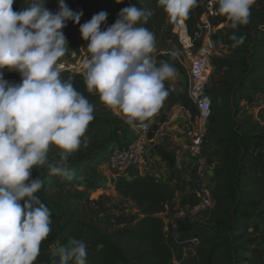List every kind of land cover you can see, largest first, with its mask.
I'll list each match as a JSON object with an SVG mask.
<instances>
[{"label":"clouds","instance_id":"clouds-1","mask_svg":"<svg viewBox=\"0 0 264 264\" xmlns=\"http://www.w3.org/2000/svg\"><path fill=\"white\" fill-rule=\"evenodd\" d=\"M253 2L214 0L233 28L249 22ZM13 3L0 0V264H34L51 231V212L35 195L43 181L30 178L32 169L47 165L50 174L70 179L68 156L80 146L94 107L60 78L62 65L57 64L68 43L62 29L68 21L80 24L83 12L73 11L64 0L55 13L46 0H31L21 11H13ZM157 3L170 20L179 21L188 16L194 0ZM150 15L133 4L121 9L106 30H101L106 11L80 24L82 38L89 41L90 55L82 65L87 90L99 93L130 125L143 124L156 113L168 95L164 81L176 71L167 61L157 64L154 34L137 26ZM232 38L237 43L244 39ZM5 67L18 71L22 82L5 80ZM52 144L63 150L55 162L48 160ZM51 254L59 258L52 264H86L87 248L73 237Z\"/></svg>","mask_w":264,"mask_h":264},{"label":"rangeland","instance_id":"rangeland-1","mask_svg":"<svg viewBox=\"0 0 264 264\" xmlns=\"http://www.w3.org/2000/svg\"><path fill=\"white\" fill-rule=\"evenodd\" d=\"M208 2L209 0H194L193 6H202L206 10ZM133 4L151 13L146 23L142 20L137 26L146 27L154 34L153 56L157 64L165 61L163 56L169 55L166 61L176 70L174 76L164 81L168 95L152 119L149 118L152 130L157 124L164 126V131L157 135V147L152 156V163H155V166L153 165L151 169L159 176H164L161 171L164 165L178 158L180 162L175 174H165L163 177L170 179L178 176L179 178L173 205H166L156 215L163 218L165 224L166 220L167 222L173 220L177 224L176 232L179 235L186 232L190 226L203 229L199 233L198 244L187 245L184 248V257L193 255L196 256V260L202 261L212 246L218 244L220 249L214 254L213 264H263L261 256L264 254V192L253 182L248 167V174L242 177L239 188L243 199L233 202L221 201V196L227 193L221 187L228 179L217 176V170L225 167L222 163L224 153L233 150L232 145L226 142L231 132L254 130L258 134L264 131V48H262L264 44L258 42V39L264 35V0H254L250 8L249 22L237 28H233L231 21L227 19L208 33L201 26L200 17L197 31L191 34L186 23L188 33L194 38L192 54L204 39L209 36L214 39L213 35L219 30H224V36L231 33L237 39L244 38L242 43H237L230 36V44H222L223 52L215 55L226 56L233 62L232 65L217 69L212 64L210 92L213 96V113L204 148L211 159V171L207 179L213 202L207 210H200L197 207L198 198L195 188L189 189L194 178L188 180V175L192 177L195 175L193 172L186 173L187 165L180 161V156L176 152V139H180L176 128L180 130V134L183 135L184 132L182 127L184 119L181 120L180 112L177 113L179 108L177 105L191 106L186 95L191 62L190 50L186 51L180 42L177 21L169 19L157 0H122L121 3L113 0V11H116L118 16L121 9ZM81 10L82 6L78 5L76 11ZM81 22L82 24L87 22L84 13ZM79 38H82L81 32ZM82 47V39L81 46L77 50H70L65 44L69 57L61 60H67L72 55L78 57ZM170 84H174V91L170 90ZM213 90L221 92L218 99L214 98ZM93 107V116L97 117L99 123L86 128L80 146L69 154L67 166L71 178L50 174L47 165L34 167L30 178L39 177L43 181L42 189L35 195L41 196L49 210L59 215L62 221L80 218L113 233L119 229V226L112 224L115 217L129 214L143 217V214L142 208L123 197L117 190L116 176L106 168L105 154L113 144H123L139 122L135 125L126 123V119L118 109L114 110L105 103ZM227 148L230 150L228 151ZM62 151L55 144L50 145L49 162L58 160ZM130 179L131 177L128 180ZM232 219H236L238 223L229 228L226 223ZM221 222L225 224L224 228ZM192 232L194 230L190 231L191 234ZM117 242L122 251L123 264H134V258L149 248L148 243L132 239L121 238ZM238 245L240 248L236 253L234 246ZM175 255L171 264L174 261L181 264Z\"/></svg>","mask_w":264,"mask_h":264},{"label":"trees","instance_id":"trees-1","mask_svg":"<svg viewBox=\"0 0 264 264\" xmlns=\"http://www.w3.org/2000/svg\"><path fill=\"white\" fill-rule=\"evenodd\" d=\"M64 2L75 12H79L76 11V7L81 5V11L86 16L87 21L91 20L94 14L100 11H106L108 16L106 23L101 25L102 31L114 24L118 19L116 11H113V0H64ZM30 3L31 0H14L12 5L13 11H21L28 7ZM46 7L55 13L59 10V0H46ZM205 12L206 10L202 6H192L188 16L184 18L191 34L197 31L199 18ZM210 20L211 24L216 27L220 23L225 22L227 17L219 14ZM80 24H82L81 20ZM80 24L68 21L66 27L62 29L68 41V43L66 42V46L70 50H77L81 46V39L79 38ZM230 36L233 37L234 35L227 33L224 36V30H219L213 35V38L218 46L222 44L229 45L231 41ZM258 42L264 44V35L258 39ZM167 57L169 55L163 56V60L166 61L168 59ZM232 63L226 56H214L212 58V64L217 69L228 67ZM61 79L70 81L74 88L82 93L91 105L94 106L99 103H104L101 101L99 93L95 91L89 92L87 90L83 72ZM209 93L211 94L210 86ZM212 93L216 99L221 96V92L217 90H213ZM211 97L213 109L212 94ZM97 123H99L97 117L94 116V119L89 122L87 127ZM226 142L228 145H232L233 150L232 152L224 153L222 163L225 167L220 168L219 171L217 170V176L228 179L227 182L223 183V187H221L223 191L227 192L221 196V201L233 202L237 199L238 201L243 199L239 188L242 177L248 174V167L250 168L253 182L264 192V131L258 134L254 130L245 132L233 131L228 139H226ZM227 150L229 151L230 148H227ZM107 152L108 150L106 154ZM246 162L248 163L247 165ZM115 183L117 190L123 197L130 199L140 209L142 208L143 217H139L136 214L117 216L114 218L112 224L119 226V229L113 233H109L100 226L84 219L69 218L62 221L59 215L50 211L51 231L48 237L41 242L39 254L34 264H52L53 259L58 261L59 258L53 257L51 254L53 246L56 248L60 245H66L68 240L73 237L84 241L86 244V264H123L122 251L117 242L121 238L148 243V250L134 258V264H171L175 253L177 255H175L176 259L181 264L214 263V254L220 249L218 244L212 246L208 255L204 256L202 261L196 260V256L193 255L183 256L184 248L187 245L192 246L187 240L191 237H198L203 229L190 226L186 232L177 236V240H175L173 237H168L170 231H166L165 220L156 215L166 205H173L179 183L178 176L177 178L172 177L162 180L151 168H148L142 173L134 171L130 180L124 176H116ZM189 187V189L194 188V185H190ZM38 198L45 204L41 196H38ZM238 201L236 202L239 203ZM237 223L236 219H232L226 223V226L232 228ZM221 224L223 223L221 222ZM224 226L225 224L222 225L223 228ZM191 230H194L192 234L190 233ZM225 230H227V227H225ZM239 248V245L234 246V252L237 253ZM261 257L264 264V254ZM69 264H72V262H69Z\"/></svg>","mask_w":264,"mask_h":264},{"label":"built area","instance_id":"built-area-1","mask_svg":"<svg viewBox=\"0 0 264 264\" xmlns=\"http://www.w3.org/2000/svg\"><path fill=\"white\" fill-rule=\"evenodd\" d=\"M210 4L213 5L210 7ZM218 5L214 4V0H209L206 12L201 16V26L210 33L215 30L211 24V17L218 15ZM179 30L180 42L186 49L190 50V68L189 81L186 90L187 100L191 106L177 105L179 108L181 120L184 119L183 140L177 142L176 152L180 156V161L187 165L186 173H194V177L188 175V180L194 178L195 194L198 198L197 207L200 210H207L213 202L211 188L208 183V176L211 171L210 158L207 156L204 148L206 136L209 131V125L213 113L212 97L209 93V86L211 82L212 58L215 55H220L223 52V45H217L214 39L210 36L198 47L196 52L192 54L194 47V38L188 33L187 24L183 19L177 21ZM201 27V28H202ZM188 36L189 42L186 44L183 39V32ZM198 35V34H197ZM83 47L81 52L77 55H72L67 60L57 61L58 65H62L60 69V78L70 77L75 74L84 72L82 67L85 59L89 57L87 51V44L83 38ZM171 91L175 90V86H169ZM163 124L159 125L157 129L152 130V123L148 119L143 124L138 123L137 127H133L131 134L124 140L123 144H113L108 148L106 154L105 165L106 168L115 174V176H124L130 178L134 171L140 173L148 168H152L153 150H151V134H160L164 131ZM157 134V135H158ZM160 177V176H159ZM177 224L173 220H166V231H170L168 237H173L177 240ZM192 246L198 244V237H191L187 240ZM179 243H181L179 241ZM173 264H177L176 261Z\"/></svg>","mask_w":264,"mask_h":264},{"label":"crops","instance_id":"crops-1","mask_svg":"<svg viewBox=\"0 0 264 264\" xmlns=\"http://www.w3.org/2000/svg\"><path fill=\"white\" fill-rule=\"evenodd\" d=\"M68 51H66L65 52V54L62 56V57H60L59 58V60H61V59H63V58H67V57H69V55H68ZM3 74H4V79L5 80H7V81H9L10 83H20V82H22V81H17V80H22V77H21V75H20V73L18 72V71H15V70H10V69H8L7 67H5L3 70ZM171 86H174V84H170ZM151 119H152V117H151ZM153 125H155V124H153ZM158 125L159 124H157V125H155V128H154V131L157 129V127H158ZM176 132H177V134L179 135V137H180V139L178 138L177 140L178 141H181V140H183V135L182 134H180V130L178 129V128H176ZM157 132L156 133H152L151 134V139H152V144H151V150H153V152H155V149H156V147H157ZM177 135V136H178ZM156 136V137H155ZM155 160V162H156V158L154 159ZM180 162H179V158L178 159H175V161L174 162H172V163H168L167 165H164L163 166V169L161 170L163 173V175L164 176H160V178L162 179V180H166V179H169V177H166V178H163V177H165V174H170V175H173V174H175V171H176V168L177 167H179V164ZM154 166H155V163H154ZM159 167V166H158ZM159 168H157V170H158ZM155 174L157 175V176H159V174L158 173H156L155 172Z\"/></svg>","mask_w":264,"mask_h":264},{"label":"bare ground","instance_id":"bare-ground-1","mask_svg":"<svg viewBox=\"0 0 264 264\" xmlns=\"http://www.w3.org/2000/svg\"><path fill=\"white\" fill-rule=\"evenodd\" d=\"M182 34H183V39H184L185 43L187 44L189 42L188 36H186L185 31Z\"/></svg>","mask_w":264,"mask_h":264}]
</instances>
